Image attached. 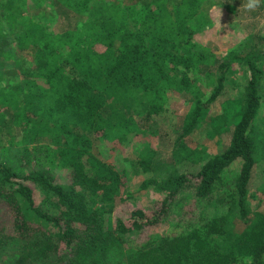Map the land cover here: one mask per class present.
I'll list each match as a JSON object with an SVG mask.
<instances>
[{
    "label": "trees",
    "instance_id": "1",
    "mask_svg": "<svg viewBox=\"0 0 264 264\" xmlns=\"http://www.w3.org/2000/svg\"><path fill=\"white\" fill-rule=\"evenodd\" d=\"M26 1L0 3V264H264V213L251 215L245 204L252 169L264 159L256 144L264 152L263 71L256 65L239 98L208 118L212 136L234 127L229 147L195 176L158 183L168 192L161 208L115 207L123 177L106 162L87 168L82 161L90 147L122 145L141 123L155 122L168 94L193 98L185 136L203 126L233 64L252 58L219 59L202 42L210 0H62L83 21L61 32L48 31L42 8L38 18L27 15ZM134 92L146 100L144 110L134 107ZM182 149L187 160H205L203 149ZM141 164L149 170L147 160ZM235 165L236 189L224 200L238 198L237 233L227 230L225 206L220 217L200 216L189 229L176 217V233L134 241L166 220L177 194L193 192L200 203L214 198ZM48 202L54 214L43 212Z\"/></svg>",
    "mask_w": 264,
    "mask_h": 264
},
{
    "label": "rangeland",
    "instance_id": "2",
    "mask_svg": "<svg viewBox=\"0 0 264 264\" xmlns=\"http://www.w3.org/2000/svg\"><path fill=\"white\" fill-rule=\"evenodd\" d=\"M7 1L0 0V3H6ZM53 1L28 0L23 5V9L32 18H38L36 13H39L37 10H40V8L44 12L47 11L49 16L44 17L43 15V17L44 23L48 24V31L61 32L64 28L68 29L71 25L75 27V25L83 21L82 17H78L76 13H68L67 9L62 5L64 2L62 0L60 3L61 8L54 10L52 8ZM246 2L247 0H210L209 5L206 4V7L210 8L209 19L211 24L208 23L205 28L202 42L211 48L219 59H225L232 54L242 57L252 56V58L246 64H239L238 62L233 64L227 74V82L223 92L213 104L214 106L208 111L207 118L200 129L189 136H185L183 129H181L185 113L190 110L192 105V96L187 94H168L164 108L155 119V122L141 123L142 127L126 143L120 145L103 141L89 148L88 153L94 157V160L90 159V155H86L82 159L87 168L92 166L96 168V162L102 161L108 163L123 177L120 191L124 194L122 196L126 199L127 206L122 205L120 201L122 196L120 195L121 197L117 198L115 207L118 208L121 205L119 208H123V211L128 212L139 207L161 208L168 196V192H161L158 183L178 175L195 176L208 160L219 156L229 147L234 127H230L228 132L222 135L212 136V134H209L210 125L208 118L223 114V107L239 98L251 75L249 67L253 65L263 71L261 86L263 89L261 90H264V0L254 11H249L245 8ZM173 3L174 1H171L168 4ZM188 11L190 12V9ZM81 15L85 16L86 13L84 12ZM140 22L142 25L143 21ZM5 29L8 30L9 27L5 26ZM5 62L4 69L8 71L12 68V62L9 60ZM10 80L12 79L10 78ZM205 92L206 90L202 88L201 93ZM134 94L135 96L133 97L135 98H139L141 95L140 92H134ZM260 98L264 102V95L260 96ZM134 107L144 110L146 108V100L137 99ZM137 121H140V119ZM253 125L261 126V122H254ZM256 144L259 149L257 152L263 155L264 152L260 150L259 142H256ZM185 145L193 149L194 153H199L203 149L205 160L199 163H195L194 160H187L182 149ZM145 160L150 164L149 170H145V167L141 164ZM51 167L56 168L55 166ZM59 169L56 168L54 170L56 176L59 174ZM238 172V166L235 165L226 173V178L217 186L218 190H215L214 198L204 203L195 200L193 192L177 194L174 201L168 205L169 214L166 220L155 229H151V231L148 229L146 231L142 230L139 234L135 233L133 236L134 241L143 243L146 234L159 233L169 235L176 233L181 230L182 226L175 228V222H186L184 223L185 228L189 229L196 221L195 219L200 216L220 217L219 213L224 211L225 206H228L227 214L225 215L230 217L227 230L234 229L235 233H237L239 231V226L236 225L239 222L237 220L239 218L238 198L228 200L227 203L224 197L232 192V189H236L235 181ZM67 178L68 176L65 179L61 177L60 180L65 183ZM39 196L41 195L39 194ZM40 201L37 199L36 204L38 205ZM42 202L47 201L45 199ZM48 203L43 206V212L54 214L56 212L55 209ZM245 204L251 215L256 212L264 213V159L254 165L252 169L247 186ZM233 205L235 206L234 208ZM197 211H200L201 214H197ZM1 216L5 219H7L6 217L9 218V215L7 216L5 213H2ZM176 217L178 220L174 222L173 218ZM194 228L196 227L193 226L192 230ZM201 230L206 231V227L201 228ZM222 238L226 240L225 235L220 237V239Z\"/></svg>",
    "mask_w": 264,
    "mask_h": 264
},
{
    "label": "clouds",
    "instance_id": "3",
    "mask_svg": "<svg viewBox=\"0 0 264 264\" xmlns=\"http://www.w3.org/2000/svg\"><path fill=\"white\" fill-rule=\"evenodd\" d=\"M262 3V0H247L245 8L249 11H254Z\"/></svg>",
    "mask_w": 264,
    "mask_h": 264
}]
</instances>
